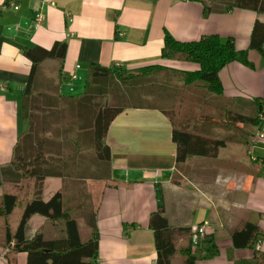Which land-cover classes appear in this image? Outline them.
Returning a JSON list of instances; mask_svg holds the SVG:
<instances>
[{
  "label": "crops",
  "instance_id": "0c3cea01",
  "mask_svg": "<svg viewBox=\"0 0 264 264\" xmlns=\"http://www.w3.org/2000/svg\"><path fill=\"white\" fill-rule=\"evenodd\" d=\"M10 1L17 7H3L5 0H0V164L11 160L18 136L28 127V120L19 112L31 66L23 53L24 47H50L56 40H66L63 61L47 59L58 64L57 77L47 76L43 82L39 69L37 87L79 95L90 63L132 68L160 62L197 68L193 61L161 57L165 28L178 39H193L203 33L232 35L236 47L245 48L256 16L255 10L246 7L204 14L198 0ZM36 12L44 14L38 27L34 25ZM248 56L253 67L234 60L220 69L226 96L264 98V56L254 48L249 49ZM163 102L164 107L169 105L171 96L165 95ZM171 131V120L159 106L129 105L114 117L106 132L105 142L111 152L108 177L92 178L96 167L87 163L82 165H87L84 170L90 175L87 178H45L44 195L50 181V193L63 188L67 202L75 204L83 198L88 205L87 215L94 210L99 236L96 264H154L155 236L149 226V215L157 206V188L163 195L166 216L172 226L210 222L208 231L215 238L218 252L198 258L194 264H235L253 256L252 247L235 246L231 235L247 221L264 229V139L246 145L249 161L255 163L257 170L254 173L248 170L240 178L233 172L226 183L218 178L217 168L221 164L219 158L227 155L228 146L221 147L215 157L195 155L200 163L193 168L202 176L197 177L193 187L186 182L187 177L179 184L171 180L175 168ZM227 157L235 159L234 154ZM231 166L233 171V163ZM103 173L105 177L106 168ZM24 181L29 186L20 211L14 215L15 206L0 225V264H26V252L12 249L5 235L6 223L14 232L25 199L30 195L33 178L26 176ZM5 184L10 188H3ZM12 185L0 184V199L5 191L13 190ZM76 221L80 239L86 240L91 234L90 225L83 215H78ZM45 222V216L34 213L27 224L37 228ZM189 234V228L178 230L176 241ZM256 247L264 251V236Z\"/></svg>",
  "mask_w": 264,
  "mask_h": 264
},
{
  "label": "trees",
  "instance_id": "16d2710c",
  "mask_svg": "<svg viewBox=\"0 0 264 264\" xmlns=\"http://www.w3.org/2000/svg\"><path fill=\"white\" fill-rule=\"evenodd\" d=\"M198 1L204 14L232 7L255 10L248 46L237 48L232 35L222 37L217 33L178 39L165 28L161 57L193 61L198 64L197 68L185 69L160 62L132 68L90 63L79 95L37 87L41 63L47 59L61 63L66 40H56L50 47L23 48L31 66L19 112L28 120V127L18 136L11 160L0 164V184L15 185L14 190L2 194L0 216H6L27 196V188L23 193L17 189L22 187L26 176L33 178L14 232L5 224L6 243L14 250L26 252V264H96L99 236L94 210L87 215L88 205L83 198L75 204L67 202L63 188L45 197L44 183L47 176L87 178L90 176L84 171L87 165L82 167L87 163L96 167L92 178L108 177L111 152L105 136L111 121L123 108L132 104L159 106L169 116L175 142L173 183L179 184L183 178L190 177L193 156L215 157L229 143L249 144V136L259 123L264 98L226 96L219 71L234 60L253 67L248 56L250 48L264 56V0ZM165 95H170L172 102L164 107L157 102L163 101ZM205 106L219 112L203 111ZM105 168L107 174L103 177ZM157 191V206L149 215V226L155 236L154 264H173L174 254H179L184 264L214 256L218 246L210 231L197 247H192L190 235L176 241V232L189 227H174L169 223L163 195L160 189ZM34 213L45 216L46 222L30 228L27 222ZM78 215L85 216L91 227L86 240L79 237ZM231 236L235 246L254 249L251 258L237 260L235 264H264V251L256 247L264 236L259 224L247 221Z\"/></svg>",
  "mask_w": 264,
  "mask_h": 264
},
{
  "label": "rangeland",
  "instance_id": "374dc122",
  "mask_svg": "<svg viewBox=\"0 0 264 264\" xmlns=\"http://www.w3.org/2000/svg\"><path fill=\"white\" fill-rule=\"evenodd\" d=\"M42 68H40V77H42L43 82H45V78L47 76H53L54 78L57 77L56 76V69L58 68V64H56L55 62L53 63L52 61L47 60L46 62H44L41 65ZM133 97H131L132 99ZM159 104L163 105L164 102L158 100ZM203 111L209 112V113H214L217 114L219 111H216L214 108L212 107H204ZM23 118V117H22ZM227 155H231L234 154L235 155V159L231 160V157H227V155H223L219 158V160L221 161V164H219L218 166V172H219V177L220 180L223 179L224 182L226 183L227 180H230L233 177V172L235 174L236 177L240 178L242 177V174L247 173L248 170H251L252 173H254L257 170V167L255 166V163L250 162L249 161V154L247 152V146L244 144H235V143H229L228 144V150L225 153ZM235 162V163H234ZM200 162H198L196 160V158L193 156L192 157V165L195 166L196 164H199ZM232 163H233V171H232ZM238 175V176H237ZM198 176H202L199 172L197 173L195 168H193L190 177H187V181L188 184H190L191 186L195 187L197 182H198ZM223 177V178H222ZM232 182V181H231ZM187 184V183H186ZM22 187L20 189H17V191L19 193H23V190H25V188L27 186H29V183L24 181L22 182ZM14 190L15 185L11 186ZM6 190L10 188V185L5 184L4 187ZM50 188H51V184L50 181H47V185L45 188V197H48L51 193H50ZM1 189V188H0ZM22 201L17 203L14 209V215H16L15 213H18L22 207ZM4 216H0V225H3L4 223ZM37 223V222H36ZM40 226V225H39ZM185 239V237L183 238ZM11 259L14 263V256H11ZM16 262V261H15ZM173 264H184L182 262L181 256L179 254H175L173 257Z\"/></svg>",
  "mask_w": 264,
  "mask_h": 264
},
{
  "label": "built area",
  "instance_id": "2783aa9c",
  "mask_svg": "<svg viewBox=\"0 0 264 264\" xmlns=\"http://www.w3.org/2000/svg\"><path fill=\"white\" fill-rule=\"evenodd\" d=\"M7 5L17 7V5L10 1L5 0L3 3V7H6ZM44 19V14L41 12L35 13V27H38L41 23V21ZM264 139V103L261 109V112L259 114V123L255 127L253 133L249 136V141L254 142L256 140ZM210 226V222L207 220H203L201 222L192 223L189 227V235H190V242L192 247H197L202 242V239L205 237L208 228Z\"/></svg>",
  "mask_w": 264,
  "mask_h": 264
}]
</instances>
